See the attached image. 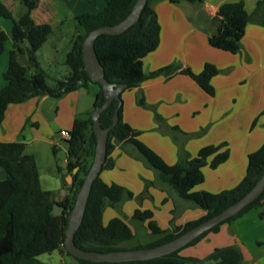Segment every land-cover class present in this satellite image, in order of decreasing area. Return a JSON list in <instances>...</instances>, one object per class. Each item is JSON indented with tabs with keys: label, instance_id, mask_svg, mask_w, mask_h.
Wrapping results in <instances>:
<instances>
[{
	"label": "trees",
	"instance_id": "16d2710c",
	"mask_svg": "<svg viewBox=\"0 0 264 264\" xmlns=\"http://www.w3.org/2000/svg\"><path fill=\"white\" fill-rule=\"evenodd\" d=\"M40 0H20L22 9L13 16L11 9L0 0V17L12 21V46L8 53V63L3 72L5 84L0 88V123L10 104H17L35 96L50 95L60 97L78 87L87 86L89 82L98 85L94 94L92 109L83 116L74 118L69 138L64 139L66 151V172L62 174L65 187V175L73 173V186L68 190L64 200H56L53 191L43 190L40 186L36 160L33 154L25 152L22 141L0 142V166L5 170V177L0 179V264H45L38 257L41 254L58 251L69 254L63 249L67 214L74 204L76 194L83 182L94 156L96 136L92 129L91 111L104 103L105 97L101 85L93 81L85 70L82 59V42L87 33L104 25H113L124 19L131 11L136 0H103L104 7L97 12H84L75 16L76 30L71 47L66 53L65 63L68 73L63 78L48 83L49 74L37 60V51L47 41L53 31L49 23H36L32 11ZM93 3L95 0H87ZM149 0L137 22L120 34H102L95 41L97 56L104 68L105 78L111 83H125V89L138 86L144 80L164 75L170 77L182 73L191 77L207 94L213 95L211 79L219 72L212 64L206 63L199 73L189 68H180L169 64L146 73L143 58L154 51L160 40V24ZM176 4L186 1L191 4L206 0H167ZM260 2L255 10L262 6ZM250 14L242 0L222 3L216 14L204 22L209 30L208 43L230 53H237L241 48V39ZM7 34L0 29V54L4 50ZM121 98V93L119 99ZM119 99H113L101 112L100 123L108 127L118 110V121L110 130L107 140V157L102 170L111 169L113 161L109 157L116 145L131 144L138 157L156 171L157 179L170 186L181 198L192 201L205 213L171 229L161 228L151 209L135 208L131 218L146 222L145 226L152 239L145 245L125 247L121 245L134 238L131 226L121 217L113 216L104 221V211L109 205L117 207L133 193L118 183H107L101 172L93 181L83 220L74 235L75 244L85 250L109 251L114 249L140 248L154 246L168 241L198 223L218 214L227 206L242 197L264 172V142L248 154L247 167L242 180L233 188L212 193L193 191L204 180L203 168L210 162L211 166L223 162L227 151L219 152L223 144L201 147L195 155L183 152L174 164H167L155 151L138 139L139 131L123 121L122 105ZM138 103L145 105L144 99ZM157 119H161L157 116ZM254 124V122H253ZM173 130H178L173 127ZM52 151L56 154L55 145ZM62 171V168H58ZM54 203L64 206L62 214L51 213ZM260 208L259 218H264V191L238 214L212 227L183 248L162 257L125 262H93L72 256L74 264H242L243 253L240 246L231 244L213 249L204 258L184 257L180 251L194 245L210 232H217L220 225L230 222L251 209Z\"/></svg>",
	"mask_w": 264,
	"mask_h": 264
},
{
	"label": "crops",
	"instance_id": "0c3cea01",
	"mask_svg": "<svg viewBox=\"0 0 264 264\" xmlns=\"http://www.w3.org/2000/svg\"><path fill=\"white\" fill-rule=\"evenodd\" d=\"M235 1L239 0H206L193 4L192 10H183L181 2L172 4L167 0H153L151 4L160 24V40L157 48L143 58L144 71L148 73L169 64H176L180 68H189L194 73H199L206 63H210L219 70L211 79L213 95L207 94L191 77L182 73H175L170 77L163 75L151 77L138 86L121 92L123 121L138 130L140 133L138 139L155 151L167 164H174L179 159L181 151L195 155L201 147L223 144L219 152L227 151V158L216 166H211L210 162L213 159L211 156L209 163L203 168V182L194 187L193 191L216 193L235 187L245 174L248 154L257 150L264 142L263 3L255 13L257 5L263 0H242L252 17L245 27L241 48L237 53L216 49L208 43L209 30L204 17H213L222 3ZM2 2L11 9L13 16H16L18 10L14 9L16 2L20 5V0L13 3L10 0ZM52 2L54 5L57 4V0ZM93 3L98 2L95 0ZM40 5L41 0L31 13L36 23H49L54 28L55 25L64 24L69 13L72 15L69 19L74 21L72 41L76 30L75 16L78 13L71 10H54L52 6H49V10H37ZM104 5L105 2L100 10ZM0 29L7 34L4 50L0 54L2 88L5 84L3 72L6 70L8 53L12 46V21L0 17ZM96 91L97 88L90 90L87 85L60 97L35 96L22 103L8 105L0 123V142L22 141L25 143V152L33 154L37 160L35 153L40 152L39 144L58 142L53 138V133L60 130L69 131L75 117L83 116L90 111ZM139 98H143L148 106L155 105L154 115L151 110L144 109V106L138 103ZM157 116L161 119H157ZM155 121L162 124L160 129L164 133L179 131L191 135L204 127L205 135L190 136L177 154V148L168 135L153 131ZM173 127H177L178 130H173ZM55 147L57 151V146ZM133 151L135 152V149L131 144L116 145L109 154L113 161L112 168L101 172L105 182L121 184L131 191L133 193L131 198L141 190V182L137 180L136 174L139 168L143 167L141 161L127 155V152ZM64 163L66 164V158ZM65 172V168H62V173ZM124 174H130L129 179L125 178ZM4 177L5 170L0 166V179ZM146 181L148 183L150 180ZM146 192L150 199L141 209H151L154 219L163 229H171L174 225H181L205 213L192 201L181 198L167 184H158L153 191L146 188ZM55 199L60 200L56 196ZM177 201L182 207L180 213L173 216L170 212H176L173 207L174 202L178 204ZM189 203H193L195 207L191 209L190 206L193 204ZM259 210L260 208L251 209L240 217L223 223L217 232H210L194 245L185 247L188 249L186 251L196 248L192 255H184L183 251H180V255L202 258L210 253L211 249L236 243L242 250L243 260H246L248 254H251L245 245L247 240H254L255 244L264 243V218L258 217ZM211 241L212 248H209L207 245H210ZM57 255L62 264H67L64 262L63 254L57 252ZM50 264H53L52 261Z\"/></svg>",
	"mask_w": 264,
	"mask_h": 264
},
{
	"label": "rangeland",
	"instance_id": "374dc122",
	"mask_svg": "<svg viewBox=\"0 0 264 264\" xmlns=\"http://www.w3.org/2000/svg\"><path fill=\"white\" fill-rule=\"evenodd\" d=\"M10 1H12L11 3H13L15 0H10ZM52 1L53 0H41L40 8L37 10H49L50 9L49 6H52L54 10H59V9L60 10H71V12L81 14L84 12H96L97 10H100V8L102 7V4H104L103 0H97L98 3L96 4L91 3L87 0H57V4L55 5H54V2ZM262 3L264 4V0ZM181 4H182L181 6L183 10H192V8H194V5H195V4L193 5L191 3H188L186 1H181ZM56 7L58 9H56ZM21 9H22V6L16 2V8L14 10L19 11ZM71 16L72 15H70L69 13L68 20L64 24H58L54 26L53 31L49 35L47 41L37 51V55H36L37 60L40 63L41 67L45 69V71L49 74L50 77L48 79V83L51 85L54 83L53 82L54 79L63 78L68 73V67L65 63V58H66V53L68 51V47L71 41V33L73 31L72 22L74 21L69 20L72 18ZM88 87L90 88V90H94L95 88H97L98 90L99 88L98 85L93 82H89ZM142 106H144V109L151 110V112L154 115V111L156 108L155 105H154L155 108L153 107V105L148 106L145 104ZM160 124L161 123H158L157 121H155V126H154L155 128L153 127L154 132L164 133V131L161 130L162 127L160 126ZM205 129L206 128L203 127L199 129L195 134H191V135L185 134L179 131H175V132L169 131V132H165L164 134L168 135L169 138L171 139V142L176 146L177 154H178V151L181 150L184 142L187 139L191 138L190 136L201 137L202 135H205ZM53 138L57 139L58 142L53 141L54 143L52 142L51 143H40L38 146V149L40 150V152L35 153L36 159H37L36 161H37V166H38V171H39V177H40V186L43 190L53 191L54 195L58 199L64 200L68 194V189L66 186L69 185L71 188L73 186V180L72 181L68 179L65 180L66 186L65 187L63 186L62 184V174L63 173L62 171H59L58 168L60 167H62L63 169L65 168L64 167V164H65L64 162L66 158V151H65L66 143L64 141L65 138L61 137L60 132L58 131L53 133ZM53 145L57 146L56 154H54L52 151ZM30 149L32 148L30 147ZM135 152L134 151L132 153L127 152V155H131L132 157L141 161L142 163L143 167H140L138 170L141 174L139 175L138 174L139 172L136 174L137 180L141 182V190L138 194L135 195L134 198L123 199V201L117 207H110L108 205L105 208V211H104L105 213H104V218H103L104 221L106 222L108 218H110L111 216H119L123 218L131 226V228L134 231V238L128 242H124L121 244L125 247H134L138 244L145 245L152 239L153 236H151L150 233L148 232L146 226L144 225V222L134 220L131 218L132 211L134 208H141L147 203V201H149L150 198L147 196L146 188L149 191L150 190L153 191L154 187L158 186V184H161V183L166 184V183L160 182L157 179L156 171L153 168H151L149 165H147L144 160L139 158L138 153L137 152L135 153ZM182 153L183 152L181 151L180 155ZM147 170L150 172V175H148ZM151 173L153 174L152 177H151ZM123 176L129 179L130 174H126V175L124 174ZM138 176L140 178H138ZM148 176H150V178H148ZM147 179L150 180L148 183L146 181ZM177 203L178 204L174 202V207H173L175 208L176 212H173V211L170 212V214L173 216L177 215V213H180V208L182 207L179 201H177ZM189 204H193V203H189ZM193 207H195L194 204L193 206H190L191 209ZM159 208H161V205ZM212 244L213 242L211 241L210 245L208 244L207 246H209V248H212ZM233 244L238 245L236 243H233ZM245 245L247 246L246 248L249 250V252H251V254H248L247 259L243 260L242 264H255L258 262H264V243L255 244L254 240H251V241L247 240L245 242ZM186 250L188 249L187 248L182 249L181 250V252L183 251L182 254L192 255V253L196 250V248L193 247L191 251H186ZM203 251H207V250L203 249ZM211 251L213 250L211 249ZM57 252L58 251H55L51 256L49 255V253H45L41 255L39 258L45 264H48V263L50 264L51 261L53 264H62V262L57 257L58 256ZM208 254H206L205 256H207ZM54 258L56 259L54 260ZM63 259L65 263L67 262V264H74L75 262L74 258L69 254L64 253ZM187 264H193V263L189 262Z\"/></svg>",
	"mask_w": 264,
	"mask_h": 264
},
{
	"label": "water",
	"instance_id": "95a60500",
	"mask_svg": "<svg viewBox=\"0 0 264 264\" xmlns=\"http://www.w3.org/2000/svg\"><path fill=\"white\" fill-rule=\"evenodd\" d=\"M148 1L149 0H136L131 11L124 19L113 25H104L90 30L82 42V59L85 70L93 81H96L101 85L105 100L101 106L94 108L91 111V117L93 120L92 129L96 136L94 156L92 163L85 174L83 182L76 194L74 204L67 214L68 223L65 229L63 249L76 258L93 262H125L162 257L183 248L201 236L203 233L210 230L212 227L238 214L247 205L256 200L264 191L263 172L256 180L254 185L242 197H240L231 205L227 206L221 212L198 223L176 237L154 246L97 251L85 250L75 244L74 235L82 223L93 181L101 172L103 163L107 157L108 135L110 130L116 125L118 121V110L116 109L112 117V123L108 127L101 126L99 117L101 112L110 105L113 99H119L120 93L127 86L125 83H111L105 78L104 68L95 50V41L97 37L102 34H120L132 24L137 22ZM119 103L121 104V98L119 99ZM76 171L77 167H75L72 172L67 175V179L72 181V175ZM66 187L68 190L70 189L69 185ZM63 211V205L58 203L53 204L51 210L53 215L62 214Z\"/></svg>",
	"mask_w": 264,
	"mask_h": 264
},
{
	"label": "built area",
	"instance_id": "2783aa9c",
	"mask_svg": "<svg viewBox=\"0 0 264 264\" xmlns=\"http://www.w3.org/2000/svg\"><path fill=\"white\" fill-rule=\"evenodd\" d=\"M60 135L64 137L65 139L69 138V132L67 130H60Z\"/></svg>",
	"mask_w": 264,
	"mask_h": 264
}]
</instances>
